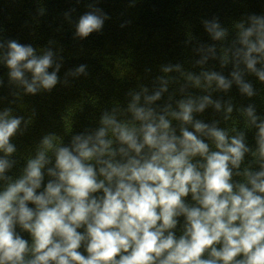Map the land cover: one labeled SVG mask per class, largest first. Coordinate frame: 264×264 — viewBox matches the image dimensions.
Masks as SVG:
<instances>
[{"label":"clouds","instance_id":"1","mask_svg":"<svg viewBox=\"0 0 264 264\" xmlns=\"http://www.w3.org/2000/svg\"><path fill=\"white\" fill-rule=\"evenodd\" d=\"M256 23L261 29L259 47L248 39L253 29L241 33V42L247 45V68L264 82V72H257V61L251 59L253 52H264V22ZM102 26L100 16L87 12L79 18L76 35L87 38ZM223 35V31L216 32V37ZM52 57L51 51L38 56L32 46L12 40L7 54L0 58L9 69L10 79L35 94L39 88L51 91L58 83L59 65L48 71ZM26 72L31 73V83L25 78ZM83 72L82 65L77 73ZM207 80H216L222 89L229 87L215 73L207 75ZM195 83L199 85V79ZM242 91L253 95L249 84H243ZM159 97L158 92L149 99ZM139 99L138 95L134 97L135 101ZM209 103L212 101L208 97L196 107L191 100L180 101L179 111L171 116L183 124L192 123V113L202 112ZM215 107L219 109L220 104ZM129 110L137 121L153 117L151 110L145 112L135 103ZM245 112L256 124L252 107ZM22 119L11 115L10 110L0 113V150L6 155L16 151L10 140ZM101 124L111 126L116 140L136 156L123 164L105 159L117 154L113 140L104 139L107 127L100 128L95 143L91 136L74 135L71 149L60 146L55 135H46L35 158L27 160L20 178L7 183L0 192V264H264V122L256 125L258 149L253 153L261 161V170L253 173L245 169L247 183L236 184L235 191L233 169H240L245 153L250 151L242 133L229 136L225 130L209 129L196 121L195 132L182 126L177 137L171 121L160 116L158 123L141 125L139 142L136 128L117 122L113 116L105 113ZM206 129L215 151L195 134ZM145 147L151 152L147 159L140 155ZM119 152L128 156L124 148ZM48 153L55 157V167L48 169V175L56 181H49L37 194L42 169L50 162ZM195 158L204 162L194 163ZM97 164L103 165L98 169L99 179ZM8 167V161L0 159V179H5L2 174ZM236 174L240 175L239 171ZM101 192L102 196L96 195ZM189 194L198 206L189 207L184 202ZM29 202L35 209L28 207ZM181 215L185 218L184 232L177 239L172 230ZM17 225L31 235V248L16 233ZM82 227L84 233L78 231ZM82 242L87 256L79 251ZM206 252L209 258H203ZM29 253L32 258L26 260Z\"/></svg>","mask_w":264,"mask_h":264},{"label":"trees","instance_id":"2","mask_svg":"<svg viewBox=\"0 0 264 264\" xmlns=\"http://www.w3.org/2000/svg\"><path fill=\"white\" fill-rule=\"evenodd\" d=\"M87 12L100 16L103 26L81 38L76 35V25ZM256 21L264 22V0H0V57L7 54L9 41L15 40L32 46L38 56L51 51L53 65L49 72L59 65L58 83L51 91L39 88L29 94L23 85L10 79L9 69L0 58V113L10 110L11 115L23 118L10 140L16 151L6 155L0 150V159L10 165L2 174L5 179H0V192L7 183L20 178L27 160L35 158L46 135H55L60 146L71 149L74 135L91 136L95 143L100 128L107 127L104 139L113 140L112 148L117 154L104 158L123 164L136 156L126 144L116 140L111 126L101 124L105 113L119 123L135 127L139 142L141 125L158 123L160 116L171 121L177 137L181 136L182 126L195 132L196 121L209 129L225 130L229 136L242 133L250 151L245 153L240 169H233L234 191L236 184L247 183L245 169L253 173L261 170V161L253 153L258 149L256 125L264 122V82L246 66L247 45L241 42V33L253 29L248 39L259 47L261 29ZM213 25L217 27L212 29ZM218 31L224 35L216 37ZM251 59L257 61L256 71L264 72V52H253ZM82 65L84 72L77 73ZM165 68L169 70L165 72ZM213 73L223 77L229 87L222 89L216 80L209 82L207 75ZM25 78L31 83V73L26 72ZM243 84L251 85L252 96L242 91ZM158 92L159 99H149ZM137 95L139 101L134 100ZM204 97L212 103L202 112L194 111L192 123L183 124L171 116L179 111L180 101L191 100L196 107ZM133 103L145 112L151 110L153 117L148 121L135 120L129 110ZM216 103L220 104L219 109ZM250 106L257 117L256 124L246 115ZM228 107L232 108L231 113L227 112ZM207 132L206 129L195 134L209 143L210 151H215ZM120 148L128 156L121 154ZM140 155L147 159L151 152L145 147ZM47 157L50 162L42 169L44 175L37 194L44 191L49 181H56V177L48 175V169L55 167L54 154L48 153ZM101 166L96 165L98 179L102 178L98 172ZM197 168L202 171L199 164ZM96 195L102 196V192ZM184 202L189 207L198 206L191 194ZM28 207L36 206L29 202ZM177 219L172 231L178 239L183 235L185 218L181 215ZM15 231L31 248V235L19 225ZM78 231L84 233L85 229ZM85 246L82 242L79 251L87 256ZM30 258L31 254H26L25 259ZM203 258H209L207 252Z\"/></svg>","mask_w":264,"mask_h":264}]
</instances>
